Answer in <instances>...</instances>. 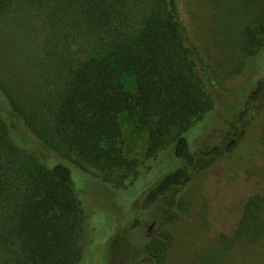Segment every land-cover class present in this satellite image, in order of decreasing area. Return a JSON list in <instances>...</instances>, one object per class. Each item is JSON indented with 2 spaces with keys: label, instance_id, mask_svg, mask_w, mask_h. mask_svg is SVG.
Instances as JSON below:
<instances>
[{
  "label": "trees",
  "instance_id": "obj_1",
  "mask_svg": "<svg viewBox=\"0 0 264 264\" xmlns=\"http://www.w3.org/2000/svg\"><path fill=\"white\" fill-rule=\"evenodd\" d=\"M207 1L217 45L233 50L243 76L264 59V0ZM211 73L178 0H0V264H84L87 195L142 179L139 162L124 154L122 115L147 132L149 159L171 148V160L185 164L146 192V207L186 182L197 160L192 132L227 106L252 107L248 87L261 96L256 125L264 121V69L243 86L213 85ZM263 157L261 147L232 173ZM243 209L230 233L204 237H217V249L198 245L186 264H226L240 248V264H264V190ZM171 243L169 233L154 235L134 263L166 264Z\"/></svg>",
  "mask_w": 264,
  "mask_h": 264
},
{
  "label": "rangeland",
  "instance_id": "obj_2",
  "mask_svg": "<svg viewBox=\"0 0 264 264\" xmlns=\"http://www.w3.org/2000/svg\"><path fill=\"white\" fill-rule=\"evenodd\" d=\"M178 3L191 41L212 69L210 78L213 85L243 86L249 81L251 73L256 76L264 69V59L251 61L243 76L238 75L233 67V50L217 45L214 10L209 2L178 0ZM122 82L129 91L136 92L133 76L125 75ZM247 92L248 98L253 99L250 109L248 106L242 109L239 105L227 106L221 109L222 116L220 111L216 112L204 123L197 131L201 135L192 132V145L197 157L195 166L188 169V178L182 187L151 207L145 205L146 192L152 190L166 174L185 164L171 160V148L161 153L158 159H149L147 132L136 117L121 116L124 154L128 159L139 162L142 179L129 190L97 186L90 191L91 195H87L85 203L90 213L91 229L84 264L99 261V264H135L136 251L160 233L171 235L166 264L193 262L198 245L217 249L220 245L217 237L209 242L204 237L207 234L230 233L242 216L245 200L264 190V157L247 165L239 174L232 173L236 164L244 166V161L251 154L264 148V121L256 125L260 117L256 111L261 96L255 98L256 94L249 87ZM244 109L249 113L241 121L240 111ZM177 134L175 131L173 136ZM242 142L240 153L235 157L236 148ZM214 149L217 150L212 152ZM121 176L118 174L116 180H120ZM130 180L127 179L128 184ZM152 223L155 226L147 236L148 225ZM245 251L240 248L231 253L226 264H240Z\"/></svg>",
  "mask_w": 264,
  "mask_h": 264
},
{
  "label": "flooded vegetation",
  "instance_id": "obj_3",
  "mask_svg": "<svg viewBox=\"0 0 264 264\" xmlns=\"http://www.w3.org/2000/svg\"><path fill=\"white\" fill-rule=\"evenodd\" d=\"M217 150V149H216ZM155 226V223H152L150 225H148V232H147V236H149L151 234V231L153 229V227Z\"/></svg>",
  "mask_w": 264,
  "mask_h": 264
},
{
  "label": "water",
  "instance_id": "obj_4",
  "mask_svg": "<svg viewBox=\"0 0 264 264\" xmlns=\"http://www.w3.org/2000/svg\"><path fill=\"white\" fill-rule=\"evenodd\" d=\"M216 151V149H214L212 152H215ZM211 154V153H210Z\"/></svg>",
  "mask_w": 264,
  "mask_h": 264
}]
</instances>
